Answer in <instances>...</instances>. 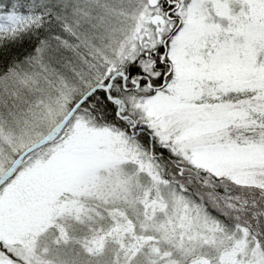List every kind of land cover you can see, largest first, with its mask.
I'll list each match as a JSON object with an SVG mask.
<instances>
[{"label":"snow or ice","instance_id":"1","mask_svg":"<svg viewBox=\"0 0 264 264\" xmlns=\"http://www.w3.org/2000/svg\"><path fill=\"white\" fill-rule=\"evenodd\" d=\"M0 264H264V0H0Z\"/></svg>","mask_w":264,"mask_h":264}]
</instances>
